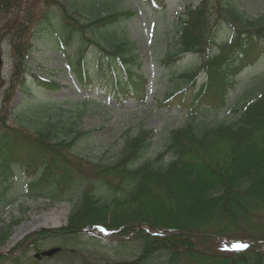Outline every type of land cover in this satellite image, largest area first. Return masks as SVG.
<instances>
[{
	"label": "trees",
	"instance_id": "1",
	"mask_svg": "<svg viewBox=\"0 0 264 264\" xmlns=\"http://www.w3.org/2000/svg\"><path fill=\"white\" fill-rule=\"evenodd\" d=\"M147 1L156 10L166 8L165 0ZM44 4L36 19L18 16L0 27V40L11 39L13 54L4 103H10L15 87H27L32 42L48 32L55 33L67 69L85 94L81 109L87 108L86 102L117 109L111 104L146 101L148 80L133 54L134 45L119 36L134 12H111L83 21L67 0ZM216 5L199 0L194 9L187 7L177 19L176 51L162 62L171 67L188 55L199 56L198 65L179 74L175 89L156 105L188 113L186 125L169 132L165 149L155 158L160 162L171 155L166 166L154 168L144 160L149 131L129 139L116 162L92 163L74 153L86 132L59 137L70 128L50 123L32 134L10 125L9 111L0 112V203L21 177L29 180L23 184L26 197L52 203L71 198L83 185L67 225L33 235L40 238V245L56 243L62 252L96 245V234H102L118 237V250L136 252L131 261L117 264H153L151 258L159 252L166 254L163 264H264V91L239 108L232 124L202 130V122H195L204 111L222 109L224 90L234 76L264 57V17L248 19L222 0ZM12 9L14 0H0V12ZM224 25L230 28L222 39L218 34ZM72 46L75 58L68 52ZM35 79L40 89L57 92L60 87ZM99 187L115 197H98ZM6 237L1 230L0 243ZM233 239L253 245L213 249L215 242ZM34 248L38 250L37 243ZM7 259L0 256V264Z\"/></svg>",
	"mask_w": 264,
	"mask_h": 264
},
{
	"label": "rangeland",
	"instance_id": "2",
	"mask_svg": "<svg viewBox=\"0 0 264 264\" xmlns=\"http://www.w3.org/2000/svg\"><path fill=\"white\" fill-rule=\"evenodd\" d=\"M222 2L248 19L257 20L264 17V0ZM165 3L166 8L163 11L151 7L146 0H67L66 4L75 9V13L83 21H92L111 12H134L135 15L124 26L119 36L134 45L133 54L138 56L141 73L148 80L145 102L128 101L122 106L112 103L111 106L117 109L97 102H86L87 108L81 109L85 94L74 74L66 68L67 60L58 46L55 33L48 32L33 40L34 47L26 62L28 85L25 89L15 87L10 93L12 95L9 104L4 103V97L12 75V44L11 39L0 40V76L4 80L0 83V112L9 111V124L32 134L50 123H61L70 128L68 133H61L59 137L70 138L78 132H86L79 140L74 153L92 163L116 162L129 139L139 136L142 131H149L144 160L152 162L154 168L166 166L172 159L171 155L165 156L160 162H155V158L165 149L169 132L186 125L188 113L176 108L167 111L155 108L165 94L175 89L179 74L198 65L199 56L188 55L171 67L162 62L167 54L176 51L177 19L183 18L188 6L195 8L199 0H166ZM14 4L15 10L0 12V27L18 16L24 20H34L46 7L44 0H14ZM210 4L217 8L216 0H210ZM228 28L230 27L224 25L218 34L220 38H226L227 32L224 30L227 31ZM120 37L118 38L121 39ZM73 48L72 46L68 52L75 58ZM35 78L58 83L60 87L57 92L40 89ZM263 91L264 57L234 76L232 85L224 90L226 104L222 109L204 111L196 117L195 122H202V130L232 124L238 117L239 108ZM220 95L221 93L217 95L218 100H221ZM95 97L98 102L103 101L100 96ZM162 118L168 120V126L166 122H163L165 127L161 125ZM25 182L29 180L22 177L13 183L7 200L0 203V231L7 236L6 241L0 243V256L8 257L4 264H117L132 260L133 254L136 253L134 249L118 250L116 246L120 239L102 234H96L99 239L96 245L68 247V250L62 252L56 243L40 245V238L33 237L40 231L31 232L18 240L14 246L8 247V242L15 232L24 223L33 221L35 215L67 206L69 218L79 203L83 187H76L71 193V198L52 203L44 199L26 197L23 194ZM95 193L100 198L115 197L100 187ZM82 238L89 237L83 235ZM235 240H219L213 244V249L218 250L224 244L229 246ZM248 242L253 245V242ZM34 243L38 244V250L34 248ZM166 260L165 252L156 253L151 258L153 264H163Z\"/></svg>",
	"mask_w": 264,
	"mask_h": 264
},
{
	"label": "bare ground",
	"instance_id": "3",
	"mask_svg": "<svg viewBox=\"0 0 264 264\" xmlns=\"http://www.w3.org/2000/svg\"><path fill=\"white\" fill-rule=\"evenodd\" d=\"M68 215L67 206H64L60 210H55L52 212H46L41 215H35L33 217V221L24 223L18 231L15 233V237L17 235H21L24 233L29 232L31 229L37 227V226H44L47 228H55L58 226L63 225L64 221L66 220ZM197 218V217H196ZM196 220V219H195Z\"/></svg>",
	"mask_w": 264,
	"mask_h": 264
},
{
	"label": "water",
	"instance_id": "4",
	"mask_svg": "<svg viewBox=\"0 0 264 264\" xmlns=\"http://www.w3.org/2000/svg\"><path fill=\"white\" fill-rule=\"evenodd\" d=\"M54 211H55V210H54ZM66 223H67V218H66V220L64 221L63 225L58 226V227H55V228H52V229H51V228L44 227V226H37V227L31 229V230H30L29 232H27V233H24V234H21V235H17L16 237L13 236V237L11 238V240L9 241V246H8V247L14 246L18 240H20L23 236H25V235H27V234H29V233H31V232L44 231V230L55 231V229H58V228L64 226ZM174 234H175V233H174ZM174 234H171V235H174ZM154 235H162V236H164V235H168V234H164V233H155ZM8 247H7V248H8Z\"/></svg>",
	"mask_w": 264,
	"mask_h": 264
},
{
	"label": "snow or ice",
	"instance_id": "5",
	"mask_svg": "<svg viewBox=\"0 0 264 264\" xmlns=\"http://www.w3.org/2000/svg\"><path fill=\"white\" fill-rule=\"evenodd\" d=\"M246 246V245H245Z\"/></svg>",
	"mask_w": 264,
	"mask_h": 264
}]
</instances>
